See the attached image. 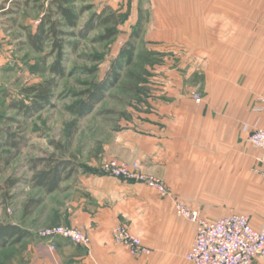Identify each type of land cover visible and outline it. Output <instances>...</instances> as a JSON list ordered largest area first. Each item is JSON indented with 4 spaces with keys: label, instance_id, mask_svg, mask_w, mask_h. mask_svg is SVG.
<instances>
[{
    "label": "rangeland",
    "instance_id": "rangeland-1",
    "mask_svg": "<svg viewBox=\"0 0 264 264\" xmlns=\"http://www.w3.org/2000/svg\"><path fill=\"white\" fill-rule=\"evenodd\" d=\"M184 1L75 0L79 21L75 27H61L60 53L52 42L36 52L28 41V32L36 29L49 7L47 0H0V222L24 225L36 215L54 216L40 207L45 202L57 207L64 193L48 196L44 188L34 186L33 160L52 154L73 158L78 169L64 180L71 187L80 184L79 177L86 172L105 174L101 163L120 158L112 155L115 134L130 123H142L146 114H157L159 103L171 106L175 98L169 91L176 80L191 99L193 113L173 124V134L197 139L181 144L192 146L194 164L185 177L194 183L189 180L185 187L194 188L175 191L177 198L203 215L253 216L264 210V177L252 169L247 142L238 146L233 139L217 137L235 128L247 132L242 117L253 112L264 94V24L173 31L166 10L171 2ZM104 10L120 19L116 35L105 40L112 24L94 17ZM129 49L131 61L123 55ZM58 59L62 73L52 69ZM47 81L52 82L49 100L34 104L35 95L25 89ZM194 93L200 95L199 103ZM12 101L26 106H14ZM8 130L21 139L18 148L4 144ZM145 196L153 203L147 219L156 233L179 223L177 216L172 219L165 198L150 187ZM37 199L42 202L35 204ZM46 226L39 225L34 232ZM144 230L142 241L152 240L154 230L147 226ZM189 232L183 228V241ZM180 263L177 257L173 261Z\"/></svg>",
    "mask_w": 264,
    "mask_h": 264
},
{
    "label": "crops",
    "instance_id": "crops-1",
    "mask_svg": "<svg viewBox=\"0 0 264 264\" xmlns=\"http://www.w3.org/2000/svg\"><path fill=\"white\" fill-rule=\"evenodd\" d=\"M113 1L117 0H109L110 3ZM171 3L165 15L169 17L166 22L172 25L170 29L173 31L228 29L264 24V0H185ZM174 86L172 90L169 89L170 95L175 98L171 106L159 103L157 114H146L142 123H130L129 127L118 131L112 152L113 156L129 162L140 161L147 172L160 175L165 179L170 194L163 196L146 184L94 171L80 176V184L76 186L71 187L68 181L63 180L58 190L47 194L60 196L64 193L61 203L56 207L55 204L45 202L40 207L41 211L52 212L54 216L39 219V215H36L21 226L34 231L39 225H78L85 229L91 239L88 247L59 237L56 239V248L52 249L49 240L35 234L15 245L1 248L0 264H173L176 257L181 260L180 264H190L186 254L195 240L197 223L177 213L175 204L179 194L175 191L194 188L185 187L190 180L185 177L188 167L194 164L190 155L192 146L185 147L181 144L197 139L196 135L176 138L173 134V124L179 119H190L193 113L189 109L193 107L191 99L187 92L186 96L183 94V84L176 80ZM263 96L264 94L259 95L253 112L242 117V121H247L252 127L264 125ZM232 125L237 127L238 120L237 125ZM235 129L231 133L222 131L217 137L222 140L233 139L238 146L247 142L252 169L261 167L263 149L252 145L248 132ZM190 182L194 183V180ZM147 186L170 203L172 219L177 216L179 223L168 224L166 229L155 232V227L147 219L149 209H153V203L145 196ZM199 214L208 219L223 216L203 215L200 211ZM248 215L254 227H263L264 210L257 215ZM120 223L139 233L140 237L145 233L146 226L147 230H154L152 240H143L145 246L150 248L149 254L131 255L123 244L114 241L112 231ZM183 228L190 231L187 241H183ZM251 263L264 264V257H257Z\"/></svg>",
    "mask_w": 264,
    "mask_h": 264
},
{
    "label": "built area",
    "instance_id": "built-area-1",
    "mask_svg": "<svg viewBox=\"0 0 264 264\" xmlns=\"http://www.w3.org/2000/svg\"><path fill=\"white\" fill-rule=\"evenodd\" d=\"M193 98L198 103L201 101L197 93H194ZM261 100L264 102V96ZM244 130L248 132L252 145L263 149L261 167L255 170L264 176V125L252 127L246 124ZM101 168L112 177L147 184L164 196L170 194L165 180L144 171L138 161L128 162L115 157L105 159ZM175 207L180 216L197 223L195 240L186 254L190 264H252L255 258L264 257V225L261 228L254 227L249 215L234 213L208 219L200 216L198 210L188 207L179 198L176 199ZM35 233L38 237L49 240L52 249L56 248V239L59 237L86 247L91 241L85 229L78 225L46 226ZM112 238L116 243L123 244L131 255L143 256L150 253V248L126 224H117L112 231Z\"/></svg>",
    "mask_w": 264,
    "mask_h": 264
},
{
    "label": "trees",
    "instance_id": "trees-1",
    "mask_svg": "<svg viewBox=\"0 0 264 264\" xmlns=\"http://www.w3.org/2000/svg\"><path fill=\"white\" fill-rule=\"evenodd\" d=\"M75 0H47L49 3V7L47 11L43 12V15L39 19L37 27L33 31H29L28 41L32 47V49L36 52L43 51L46 44L52 42L60 53L63 52V40L60 38L62 34L61 27L62 26H77L78 19L80 17L79 13L76 12L73 2ZM106 10L96 13L94 15L95 19H99V22L104 25H111V27H107L106 35L102 38L111 39L112 36L116 35L117 27L119 25L120 19L117 14L113 11L108 15H105ZM60 15V17L58 16ZM137 36H140L138 33ZM123 55L128 57V61H131L133 58V50H125ZM58 73L63 72V67L60 64V59L54 63L52 67ZM117 76V75H116ZM51 81L42 82L37 85H33L27 87L25 92L29 94L35 95L34 104L41 103V101H47L50 97ZM98 95H94V99H96ZM12 105L25 107L20 101H12ZM5 145H10L11 147L18 148L21 144V139L16 137V134L11 133L8 130V133L2 137ZM57 149H64L66 147L61 145L60 143H55L51 141ZM10 159H7V163H9ZM78 163L73 158H63L60 156H56L54 154L48 157H42L40 159H34L32 163V167L35 170L32 176V182L34 186L41 187L46 192H53L60 188L61 182L65 179H68L72 176V174L78 169ZM14 185L13 182L10 183ZM32 201V200H31ZM31 201L29 203H31ZM35 204H39L42 202L41 199L33 200ZM28 208V206H27ZM35 235L34 231L28 230L27 228L11 222H0V249L1 247L7 245H15V243L21 242L24 238H30V236Z\"/></svg>",
    "mask_w": 264,
    "mask_h": 264
}]
</instances>
